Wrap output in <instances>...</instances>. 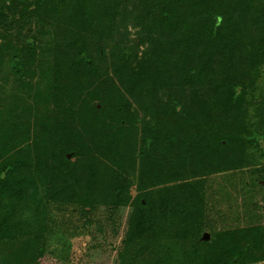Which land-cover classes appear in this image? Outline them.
<instances>
[{
	"label": "rangeland",
	"instance_id": "374dc122",
	"mask_svg": "<svg viewBox=\"0 0 264 264\" xmlns=\"http://www.w3.org/2000/svg\"><path fill=\"white\" fill-rule=\"evenodd\" d=\"M170 1L0 0L15 9L0 14V264H264V167L241 137L264 135V0L228 9L223 52L179 5L186 42L170 23L145 42L140 21Z\"/></svg>",
	"mask_w": 264,
	"mask_h": 264
},
{
	"label": "trees",
	"instance_id": "16d2710c",
	"mask_svg": "<svg viewBox=\"0 0 264 264\" xmlns=\"http://www.w3.org/2000/svg\"><path fill=\"white\" fill-rule=\"evenodd\" d=\"M221 2V4H219V6L215 7V8H209L208 5H206V2H208V0H180V2L178 4H174V0L167 2L164 6V4L161 6L160 8V13L158 14V18L151 16L148 20V17L146 19H143L142 22L140 21V26L144 27L145 31L148 30V39L145 40V42L150 43L154 41V34L150 32L151 30H158L161 29H166L169 30L167 28V25L170 23V27H171V31L172 32H163L161 35H174V42L178 45V43H180V45L184 44L186 42V37L187 33H178L175 32L174 27H177V24L175 22V20L173 19V16L177 10L178 5L185 8L191 13V15L195 16L196 18L200 16L204 17V23L201 27V29H197L196 30V34L193 37V40L196 43H200L202 41L201 38V34H204V36H206L208 39V44L210 46V50H220V51H225L228 49V45H227V41L224 39V29L227 26V24H229V17L231 12L228 11V9H234L233 14H235L238 11H235L236 9H238L239 11H249L253 9V5L250 4V0H234L235 3H230V2H226V0H219ZM244 3H241V2ZM11 5H2L0 6V14L3 17H6L8 15V13H12V18L14 16V8L12 6V3H10ZM187 4L188 5L187 7ZM159 7V6H158ZM153 8V6H152ZM154 9V8H153ZM158 19V20H156ZM183 25L185 26L186 23H183ZM178 31L179 32H185L184 27L182 25L178 26ZM188 31V30H187ZM189 33H191V31H189ZM179 34V35H178ZM190 35V34H189ZM185 37V41L183 42L182 39ZM227 45V46H226ZM27 53L29 55H33L34 51H35V40L33 38H30L28 40L27 43ZM208 51H206L205 53H207ZM199 54L195 52L194 55L191 54H187L185 56H182V59L187 58V57H192L193 60L195 61L197 58H199ZM131 52L130 50H126V56H131ZM79 56H80V60L81 61H86V62H90L91 59L88 55V52L86 49L82 48L79 51ZM181 58V56H180ZM212 59H209L208 64L206 65V71H205V67H203L204 65H194L193 62V66L191 68L190 71V75L193 76L197 81L203 79V77H207V69H210L209 73L212 75V71L211 69H213V63L210 62ZM202 66V67H200ZM214 76V75H213ZM224 79L227 81L226 82V86L228 88V90L232 93L231 95V101L233 103H236L240 96H241V92H240V85L238 83H236L232 78H230V76L228 75V72L225 71V76ZM179 107H182V105L180 104ZM241 137H244L243 139L248 140L249 142H254L258 149L261 152V164L264 167V135H260L257 133H254L252 135H241ZM153 144V139L148 137L146 139V144H145V149H150L151 146ZM70 153L67 152L66 150H59L58 152H55V157H56V161L61 165L62 168L69 166V164L71 163V159L68 158V155ZM62 170V169H61ZM5 171L7 173L10 172V167H7L5 169ZM116 195L118 197H123L124 195V189L123 188H119L116 191ZM143 202L141 203V207L143 208V210L148 207V198L144 197ZM142 213V211L139 213H137V215L133 218V221L131 223L130 229H131V233L130 236L128 237L127 243H129L128 241H133L135 239V237H137L141 232L142 229V225L139 223L138 220V215ZM143 213H148L147 211H143ZM199 226L197 224H195V230H194V236L193 238L195 239L197 236V233H199ZM135 231V232H134ZM162 229L161 227H158L155 230V235H160L162 234ZM196 233V234H195ZM154 235V237H155ZM127 243H124V250L127 246ZM121 261H124V258H120ZM232 260V262L234 264L238 263L239 257L236 254H233L230 257V261Z\"/></svg>",
	"mask_w": 264,
	"mask_h": 264
},
{
	"label": "water",
	"instance_id": "95a60500",
	"mask_svg": "<svg viewBox=\"0 0 264 264\" xmlns=\"http://www.w3.org/2000/svg\"><path fill=\"white\" fill-rule=\"evenodd\" d=\"M70 155L68 156V158L70 159ZM204 240L205 241H208V240H210V235H208V234H206L205 236H204Z\"/></svg>",
	"mask_w": 264,
	"mask_h": 264
}]
</instances>
